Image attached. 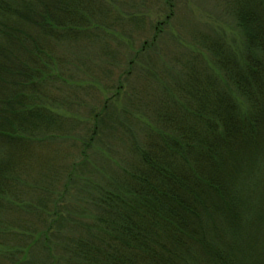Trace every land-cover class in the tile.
I'll return each instance as SVG.
<instances>
[{"label": "trees", "instance_id": "obj_1", "mask_svg": "<svg viewBox=\"0 0 264 264\" xmlns=\"http://www.w3.org/2000/svg\"><path fill=\"white\" fill-rule=\"evenodd\" d=\"M232 14L241 40L199 38L153 119L124 111L123 165L84 180L82 207L64 216L46 196L21 198L25 168L69 128L51 90L63 79L56 51L104 32L102 11L97 0H0V264H264V0H234ZM114 104L93 116L86 149Z\"/></svg>", "mask_w": 264, "mask_h": 264}, {"label": "rangeland", "instance_id": "obj_2", "mask_svg": "<svg viewBox=\"0 0 264 264\" xmlns=\"http://www.w3.org/2000/svg\"><path fill=\"white\" fill-rule=\"evenodd\" d=\"M97 2L104 32L56 51L62 59L63 79L51 90L68 131L58 141L36 150L25 168L31 180L21 198L28 204L46 196L57 202L56 211L64 216L73 206L82 207V195L77 194L84 180L92 185L104 183L123 165L130 134L119 121L124 111L139 110L143 118L153 119L160 97L167 94L172 82L183 77L186 52L199 50V38L221 36L231 44L241 40L232 14L234 0ZM169 3H173L172 8ZM160 23L164 26L156 46L147 49L145 45L152 41ZM138 53L135 65H128ZM112 97L113 115L106 119L93 147L86 149L85 134L93 116ZM148 103L149 107L142 105ZM14 214L34 220L20 207Z\"/></svg>", "mask_w": 264, "mask_h": 264}]
</instances>
